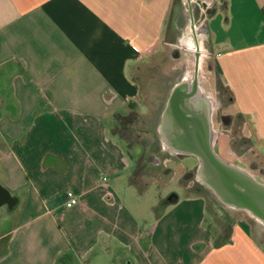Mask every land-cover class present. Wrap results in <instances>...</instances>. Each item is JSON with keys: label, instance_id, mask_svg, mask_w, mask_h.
Returning a JSON list of instances; mask_svg holds the SVG:
<instances>
[{"label": "crops", "instance_id": "crops-1", "mask_svg": "<svg viewBox=\"0 0 264 264\" xmlns=\"http://www.w3.org/2000/svg\"><path fill=\"white\" fill-rule=\"evenodd\" d=\"M173 46L208 49L230 123L264 147V0H0V264H264L251 224L213 230L204 196L143 203L159 178L117 128L140 60Z\"/></svg>", "mask_w": 264, "mask_h": 264}, {"label": "rangeland", "instance_id": "rangeland-1", "mask_svg": "<svg viewBox=\"0 0 264 264\" xmlns=\"http://www.w3.org/2000/svg\"><path fill=\"white\" fill-rule=\"evenodd\" d=\"M187 4L183 5L182 9L185 19L190 17L191 12ZM191 5L195 21H197L201 13L199 4L193 1ZM203 49L199 50L203 52V55L198 56L194 49L162 47L155 54L143 57L138 64L141 74L138 77L140 90L138 102L141 105L132 104L122 121L118 123L117 135L130 144L144 146L142 160L145 165L144 178H159L146 186L143 195V203L146 206L155 200L157 195L160 196L162 204H170L169 200H174V195L181 201L188 195H201L206 199V217L212 222L213 230L219 229L225 232L234 221L242 219L250 223L254 232L264 239V226L246 211L222 204L207 186L199 182L195 174L185 176L189 171L195 170L196 157L172 155L162 150L160 146L157 124L166 96L173 83L184 74L188 67L196 63L198 56V59L203 60L204 65L200 75L201 84L214 99L213 127L217 135L216 152L224 159L247 168L257 176L258 180L261 178L264 181V174L260 173V170L264 171L263 144L255 141L252 136H248V132H245L246 134L241 132L238 123L233 125L230 123L227 126L222 123L220 119L222 114H228L233 118L232 108L227 107L230 94L212 68L210 52L206 47ZM210 66L212 69L209 68ZM150 164L159 165V167L149 168ZM155 202L160 203V201Z\"/></svg>", "mask_w": 264, "mask_h": 264}, {"label": "water", "instance_id": "water-1", "mask_svg": "<svg viewBox=\"0 0 264 264\" xmlns=\"http://www.w3.org/2000/svg\"><path fill=\"white\" fill-rule=\"evenodd\" d=\"M213 108L214 100L202 87L195 65L192 73L172 85L165 100L157 127L161 149L196 157L195 170L185 176L195 174L222 204L244 210L264 225V181L216 152Z\"/></svg>", "mask_w": 264, "mask_h": 264}, {"label": "flooded vegetation", "instance_id": "flooded-vegetation-1", "mask_svg": "<svg viewBox=\"0 0 264 264\" xmlns=\"http://www.w3.org/2000/svg\"><path fill=\"white\" fill-rule=\"evenodd\" d=\"M214 111H213V115H212V121H213V124H214ZM220 119L222 121V123H224L226 126L230 123L231 119L229 116L227 115H220ZM229 132V131H228ZM231 132V130H230ZM228 135V134H227ZM179 157H183L185 155H178ZM233 162V161H232ZM238 164V163H237ZM192 171H189V173H191ZM260 173L264 174V171L263 170H260ZM194 175V174H193ZM255 175V174H254ZM255 177L257 178V176L255 175ZM259 180H262L261 178ZM201 183V182H200Z\"/></svg>", "mask_w": 264, "mask_h": 264}, {"label": "built area", "instance_id": "built-area-1", "mask_svg": "<svg viewBox=\"0 0 264 264\" xmlns=\"http://www.w3.org/2000/svg\"><path fill=\"white\" fill-rule=\"evenodd\" d=\"M65 198H66V205L67 206H71L74 202H75V198H76V196H75V194H74V192L73 191H71V190H67L66 192H65Z\"/></svg>", "mask_w": 264, "mask_h": 264}, {"label": "bare ground", "instance_id": "bare-ground-1", "mask_svg": "<svg viewBox=\"0 0 264 264\" xmlns=\"http://www.w3.org/2000/svg\"><path fill=\"white\" fill-rule=\"evenodd\" d=\"M206 1H210V0H206ZM197 66V65H196ZM194 71V68L191 66L190 68H189V70H188V72L187 73H192Z\"/></svg>", "mask_w": 264, "mask_h": 264}]
</instances>
